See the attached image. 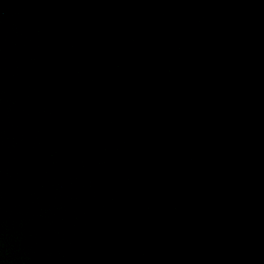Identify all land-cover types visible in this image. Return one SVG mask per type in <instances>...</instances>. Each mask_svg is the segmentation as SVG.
Wrapping results in <instances>:
<instances>
[{"label": "water", "instance_id": "95a60500", "mask_svg": "<svg viewBox=\"0 0 264 264\" xmlns=\"http://www.w3.org/2000/svg\"><path fill=\"white\" fill-rule=\"evenodd\" d=\"M0 264H264V0H0Z\"/></svg>", "mask_w": 264, "mask_h": 264}]
</instances>
